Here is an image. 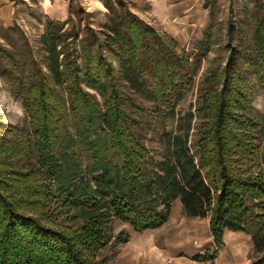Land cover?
<instances>
[{
	"label": "trees",
	"instance_id": "obj_1",
	"mask_svg": "<svg viewBox=\"0 0 264 264\" xmlns=\"http://www.w3.org/2000/svg\"><path fill=\"white\" fill-rule=\"evenodd\" d=\"M106 6L102 32L47 21L45 70L29 44L1 57H12L0 74L29 126L0 123V264H110L114 220L158 227L178 198L186 215L210 218L217 245L226 228L250 233L264 262V164L255 159L264 128L252 105L264 90V2L252 44L208 69L195 111L178 116L163 150L146 144L138 98L181 101L199 58L123 5ZM211 44L207 27L196 48L205 55ZM128 239L121 232L114 243Z\"/></svg>",
	"mask_w": 264,
	"mask_h": 264
},
{
	"label": "rangeland",
	"instance_id": "obj_2",
	"mask_svg": "<svg viewBox=\"0 0 264 264\" xmlns=\"http://www.w3.org/2000/svg\"><path fill=\"white\" fill-rule=\"evenodd\" d=\"M106 2H112L115 8L123 5L120 6V11L122 8L131 10L156 28L154 23L136 13L133 0H0V72L13 66L6 64L12 60V57L5 59L4 62L1 60L2 55H6V52H24L28 48L27 44L34 50L35 57L45 70V55L40 37L45 31L47 21L60 20L65 23V28L71 31L75 27L80 28L83 33L85 28L90 27L102 32L103 25L112 17V11L106 6ZM260 2L264 0H205L209 12L206 28L208 27L210 32L212 43L210 50L202 55L200 49L196 48L197 40L181 50L177 49L182 54L191 53L192 61L199 58L194 81L185 97L170 106L138 98L141 106L148 111L144 114L148 123L144 131L148 147L163 150L167 140L166 133L175 131L178 116L186 114L189 110L195 111L199 87L212 65L225 67L236 50L247 48L252 44L257 22L261 17V10L258 8ZM1 51H5V54ZM105 53L109 55L113 67L118 72L119 65L116 58L109 50ZM252 105L258 114L260 128H264L263 89H258ZM0 123L5 126H29V118L23 102L14 96L10 89V81L1 74ZM263 154L264 136L261 138L259 154L255 156L256 163L264 164ZM251 165L253 171L258 170V165L251 163L249 166Z\"/></svg>",
	"mask_w": 264,
	"mask_h": 264
},
{
	"label": "crops",
	"instance_id": "obj_3",
	"mask_svg": "<svg viewBox=\"0 0 264 264\" xmlns=\"http://www.w3.org/2000/svg\"><path fill=\"white\" fill-rule=\"evenodd\" d=\"M133 3L136 13L174 40L177 49L204 37L209 20L205 0H133ZM121 232L127 233L129 239L114 243ZM110 235L112 239L103 250L110 264H264L250 233L226 228L222 244L217 245L210 218L186 215L179 198L172 203L162 225L137 231L128 222L114 220ZM214 252V257L196 258Z\"/></svg>",
	"mask_w": 264,
	"mask_h": 264
}]
</instances>
